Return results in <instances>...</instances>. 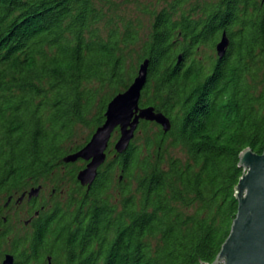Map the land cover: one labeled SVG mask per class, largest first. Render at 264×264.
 <instances>
[{
	"label": "trees",
	"instance_id": "trees-1",
	"mask_svg": "<svg viewBox=\"0 0 264 264\" xmlns=\"http://www.w3.org/2000/svg\"><path fill=\"white\" fill-rule=\"evenodd\" d=\"M186 1L151 9L136 51L138 24L109 0H0V264L7 253L13 264L215 261L237 213L239 155L264 149V1ZM224 31V56L200 58ZM144 59L140 106L171 127L140 120L81 185L85 162L62 159ZM38 186L27 215L5 209Z\"/></svg>",
	"mask_w": 264,
	"mask_h": 264
},
{
	"label": "water",
	"instance_id": "water-1",
	"mask_svg": "<svg viewBox=\"0 0 264 264\" xmlns=\"http://www.w3.org/2000/svg\"><path fill=\"white\" fill-rule=\"evenodd\" d=\"M228 45L229 39L224 31L215 45L217 57L224 56ZM148 66L149 59H144L130 85L109 100L104 121L96 127L89 140L77 151L63 157L65 163L79 159L85 162L76 175L81 185L91 184L96 177L98 168L106 160V150L116 129L118 137L113 148L117 153L127 149L140 120L154 121L163 131L170 129V119L164 113L156 111L153 106H140ZM239 165L243 167V173L235 187L237 213L230 233L212 264H264V149L262 153L244 149L239 155ZM39 190L40 186L31 188L17 200H22L25 195L28 199L36 197ZM13 261V256L7 253L2 264H13Z\"/></svg>",
	"mask_w": 264,
	"mask_h": 264
},
{
	"label": "rangeland",
	"instance_id": "rangeland-1",
	"mask_svg": "<svg viewBox=\"0 0 264 264\" xmlns=\"http://www.w3.org/2000/svg\"><path fill=\"white\" fill-rule=\"evenodd\" d=\"M111 2V5L116 6L119 9V14L121 13L125 17L133 18V22L138 24V32H139V42L136 46V51H140V44L142 41L146 40L149 37V34L151 33V24H152V17L149 13L151 9L154 7L160 9L162 6H166L167 2L171 0H109ZM207 0H187L184 3L185 9L188 7H191L195 4H201L204 3ZM195 14V12L193 13ZM104 30V31H103ZM102 32H105V29H103ZM219 41V40H218ZM201 55L200 58L212 55L217 56L216 50H210L207 47H201L200 48ZM136 55H134L133 59L135 61ZM199 57V55H198ZM145 107V106H141ZM87 130L82 128L79 135L74 139L75 143H80L83 141V138L86 136ZM141 130H138L136 132V135H141ZM118 137V131L117 129L113 133L109 144L114 145V142L116 141ZM175 155H179L178 151L172 152ZM27 216H23L22 219L25 220Z\"/></svg>",
	"mask_w": 264,
	"mask_h": 264
},
{
	"label": "flooded vegetation",
	"instance_id": "flooded-vegetation-1",
	"mask_svg": "<svg viewBox=\"0 0 264 264\" xmlns=\"http://www.w3.org/2000/svg\"><path fill=\"white\" fill-rule=\"evenodd\" d=\"M196 13V12H195ZM52 192H54V190H52ZM40 194V193H39ZM17 198H18V196L17 197H15L14 199L11 197V196H9L8 198H7V200L4 202V207H5V209L7 210V209H9V211H12V210H17L18 211V214L20 215V216H22V215H27V213H28V211L27 210H22V204H23V202L24 201H26L27 203H29V204H31V202H33V205H27L26 207H33V206H35V204L37 203V201L39 200L38 199V197H36L34 200H32V198L31 199H28V197H27V195L22 199V200H17ZM32 200V201H31ZM14 203V207H11L10 205H11V203ZM7 212V211H6ZM12 213H13V211H12ZM34 213H35V215H37L38 214V211H34ZM29 219H26V220H24V222H25V225H27L28 223H27V221H28ZM29 222V221H28Z\"/></svg>",
	"mask_w": 264,
	"mask_h": 264
}]
</instances>
